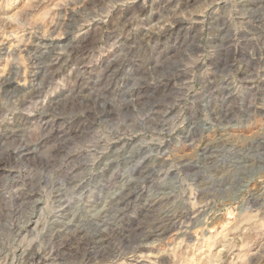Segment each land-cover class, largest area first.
Returning a JSON list of instances; mask_svg holds the SVG:
<instances>
[{"label":"rangeland","instance_id":"obj_1","mask_svg":"<svg viewBox=\"0 0 264 264\" xmlns=\"http://www.w3.org/2000/svg\"><path fill=\"white\" fill-rule=\"evenodd\" d=\"M81 91L118 133L9 110ZM5 100L0 264H264V0H0Z\"/></svg>","mask_w":264,"mask_h":264},{"label":"clouds","instance_id":"obj_2","mask_svg":"<svg viewBox=\"0 0 264 264\" xmlns=\"http://www.w3.org/2000/svg\"><path fill=\"white\" fill-rule=\"evenodd\" d=\"M116 5L109 4L108 8H114ZM106 15V13H104ZM98 18H102L98 17ZM131 88H139L149 95L160 94L167 88V82L161 77L140 76L137 77ZM131 91V89H129ZM21 97H17V100ZM5 107L9 106V101H0ZM10 111H26L29 115L36 110V105L51 108V115L54 119L59 118L62 124V131L59 132V138L63 140L65 137L72 142L83 141L84 139L99 135L103 131L119 132L118 128H113L109 122L113 120V116L117 105L131 103L128 100L120 101L111 95H107L102 91H93L85 94L83 91L69 93V96L63 101L49 102L47 97L42 101L27 109L17 108L16 102L12 101ZM135 112V104L132 105ZM103 138V136H101Z\"/></svg>","mask_w":264,"mask_h":264}]
</instances>
